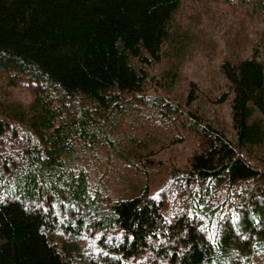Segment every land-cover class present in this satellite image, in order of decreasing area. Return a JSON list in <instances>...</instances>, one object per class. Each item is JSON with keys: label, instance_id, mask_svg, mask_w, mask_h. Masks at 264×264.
Listing matches in <instances>:
<instances>
[{"label": "trees", "instance_id": "1", "mask_svg": "<svg viewBox=\"0 0 264 264\" xmlns=\"http://www.w3.org/2000/svg\"><path fill=\"white\" fill-rule=\"evenodd\" d=\"M180 2L0 0V264H264V30L220 62L228 136L155 90L150 66L188 38ZM160 122L195 136L184 164L152 159ZM93 158L121 162L122 193L95 184Z\"/></svg>", "mask_w": 264, "mask_h": 264}, {"label": "rangeland", "instance_id": "2", "mask_svg": "<svg viewBox=\"0 0 264 264\" xmlns=\"http://www.w3.org/2000/svg\"><path fill=\"white\" fill-rule=\"evenodd\" d=\"M251 9L246 4L234 1L181 0L173 16L172 31L188 34L184 49L181 55H169L168 51L164 50L171 43L165 44L160 61L149 68L150 76L159 82L155 88L158 90L157 94L167 95L171 100L179 101L184 109H198L197 113H203L204 118L228 136L234 133L229 100L220 104L214 102L215 96L224 89L220 62L225 58L233 59L236 55L248 54L250 44L264 30V13ZM173 65L175 71L167 73V69ZM191 82L193 91L189 88ZM11 90L15 98L23 102H28L31 98L29 88L25 84H19ZM188 94L192 96L190 104L187 103L190 100ZM147 115L148 121L141 116L140 123L134 125L138 133L144 128L148 129L149 121L152 123L155 118L150 117L149 111ZM173 124L175 126L160 122L154 129L157 150L152 159L159 162L161 168L184 164L196 148L195 136L186 129H177L178 123ZM178 133L182 134V141L173 142L175 134ZM258 151L262 156L260 163L264 165V145ZM88 161L89 159L85 160L90 177L108 196L123 192L128 184L121 179L119 171L112 169L113 166H121V162H114L107 167L101 159L93 158L89 165ZM158 174L151 177L154 180L151 184H154L153 190L157 189L155 179Z\"/></svg>", "mask_w": 264, "mask_h": 264}]
</instances>
